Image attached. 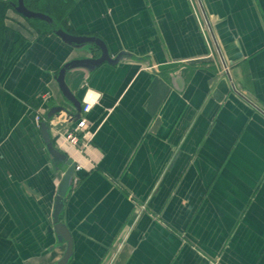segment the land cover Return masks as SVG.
<instances>
[{
    "label": "crops",
    "instance_id": "crops-1",
    "mask_svg": "<svg viewBox=\"0 0 264 264\" xmlns=\"http://www.w3.org/2000/svg\"><path fill=\"white\" fill-rule=\"evenodd\" d=\"M200 3L212 54L188 0H75L60 27L40 32L6 11L0 264H57L66 250L52 212L67 165L49 157L40 123L67 115L48 118L51 107L76 113L58 72L101 52L56 29L120 57L65 70L80 110L84 95L96 99L85 149L49 129L80 166L59 214L66 264H264V114L248 102L264 111V0Z\"/></svg>",
    "mask_w": 264,
    "mask_h": 264
},
{
    "label": "water",
    "instance_id": "water-1",
    "mask_svg": "<svg viewBox=\"0 0 264 264\" xmlns=\"http://www.w3.org/2000/svg\"><path fill=\"white\" fill-rule=\"evenodd\" d=\"M11 6L13 9L20 15H22L26 19H39L45 22H50L51 19L49 16L28 9L25 5L23 0H16L15 3H12ZM54 33L59 36L65 43L67 44H73L75 46H80L84 43H92L95 45L101 52L100 56L96 59H87V60H73L68 63H66L58 72L56 81L59 85V89L61 90L63 96L65 97L66 100L71 102L75 108H76V113L74 114H69L66 109L63 107H51L48 112H47V117L49 118L51 115L54 113H59V112H65L67 115L71 116L72 120H75L79 117V111H80V102L69 92L67 89V86L64 83V73L66 69L73 68V67H78V66H83L88 69H93L95 66L101 64L102 62L106 61L109 63H114L116 62L120 57H116L115 59L111 60L109 58L107 49L104 45V43L99 40L98 38L95 37H85V36H73L71 34H68L64 32L61 29H56L54 30ZM62 126L64 125L61 124ZM58 125L57 128H61L62 126ZM40 128H41V133L43 140L46 144L47 151L49 153V157L55 161L59 162H64L67 165V168L65 170V173L63 175V178L59 184V188L57 191V195L55 197V202H54V207H53V212H52V221H53V227L55 233L58 235L59 239H63L66 242V250L64 254L62 255L61 259L58 261L57 264H66L70 254H71V238L70 234L67 230V227L59 221V214L61 212L62 208V200L67 192L72 177L74 176V167L75 163L67 157V155L57 149L53 145V141L49 135V126L45 122L40 123Z\"/></svg>",
    "mask_w": 264,
    "mask_h": 264
},
{
    "label": "built area",
    "instance_id": "built-area-1",
    "mask_svg": "<svg viewBox=\"0 0 264 264\" xmlns=\"http://www.w3.org/2000/svg\"><path fill=\"white\" fill-rule=\"evenodd\" d=\"M188 1L190 5L192 6L194 16L197 20L199 29L203 35L202 37H204L210 49V52L212 54L211 49H213V43L210 38V24H209L206 14L204 13V11H202L203 8L201 6L200 0H188ZM220 62H221V65H220L221 72L223 73V75L228 76L227 74L228 68L225 62H223L222 59ZM230 87L234 91L238 92L237 89L234 87L233 83H231ZM95 100L96 99L92 96L84 95V97L82 98L80 117L75 120H72L70 115H65L64 113L58 116L51 117L47 123L50 129L55 131V134L57 135L56 138H59V137L63 138L70 146H73L77 149H80V150L85 149V147L87 146V143L85 140L87 136L89 135V130H88L89 123L87 119L85 118L84 114L90 110ZM248 102L253 106V108H256L257 110H259V112H262L264 114V111L261 110L258 106H256L254 103H251L249 100ZM35 119L36 121L39 120L38 117H35ZM62 123H64V125H66V123H69V126L65 128H60V129L57 128V125H60ZM79 168H80L79 165H75L74 171H78Z\"/></svg>",
    "mask_w": 264,
    "mask_h": 264
},
{
    "label": "trees",
    "instance_id": "trees-1",
    "mask_svg": "<svg viewBox=\"0 0 264 264\" xmlns=\"http://www.w3.org/2000/svg\"><path fill=\"white\" fill-rule=\"evenodd\" d=\"M15 1L16 0H0V47L3 41V32L5 30L4 19L6 17V11L11 8V4ZM74 1L75 0H23L24 5L28 9L47 14L51 16L53 20L51 25H47L36 19H26L27 24L35 32L60 27ZM19 40H22V38H19ZM20 45L21 44L17 42L16 47Z\"/></svg>",
    "mask_w": 264,
    "mask_h": 264
},
{
    "label": "rangeland",
    "instance_id": "rangeland-1",
    "mask_svg": "<svg viewBox=\"0 0 264 264\" xmlns=\"http://www.w3.org/2000/svg\"><path fill=\"white\" fill-rule=\"evenodd\" d=\"M49 119L46 118V121L48 122Z\"/></svg>",
    "mask_w": 264,
    "mask_h": 264
}]
</instances>
